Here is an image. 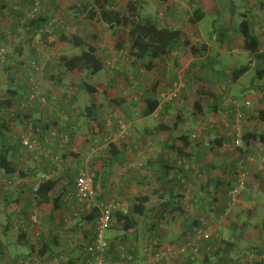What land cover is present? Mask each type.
Here are the masks:
<instances>
[{
    "label": "crops",
    "instance_id": "obj_1",
    "mask_svg": "<svg viewBox=\"0 0 264 264\" xmlns=\"http://www.w3.org/2000/svg\"><path fill=\"white\" fill-rule=\"evenodd\" d=\"M164 1L166 4V6L164 7L166 8L164 11L165 19H163V24L158 23L161 27L181 29L190 34L191 37L193 35L202 36L205 39L204 45H208L210 49L214 48L216 55L218 56H222L225 53H232L234 55L240 56L242 53L246 52L243 48H241V45L244 46L242 35L239 31L235 30L236 26L239 23L237 22L235 26H233L235 11L239 8L237 0H159L156 3L158 4L160 9H163L161 8V4H163ZM243 4L245 7L243 10L244 13L242 14L243 19L249 17L248 14L253 13L255 15V18L259 17L260 19L264 20V0H243ZM113 8L115 9V6ZM196 8H201L204 11L205 16H207L208 14L218 15V19L212 23V26L214 27V29H216V26L219 27L218 29H220V31L222 30V32L227 35L226 37H224V41L219 40V35H221V32H219L218 34L214 33L213 35L209 36L208 40L206 39V37H204L201 31L205 29V27L199 28L201 22L193 23L191 21V18L193 17V11ZM219 21H221L223 24L219 25ZM100 28L106 30L107 32L110 31L109 27L106 25H103ZM121 29L124 30L123 28ZM193 30L197 31V33H194ZM263 32L264 31L262 30L261 32L257 31V33L261 36H259L258 34L257 35L259 37H262ZM232 37L235 40L232 39ZM94 45L97 48L99 57L107 60V58L112 56L113 52L104 47V44L100 42L97 37L95 39ZM195 60L196 59L193 58L191 63ZM158 62L160 66L153 71H156L154 73L158 74V79L160 81H163L164 77H170V75L164 74L165 70L162 69L165 67V65H163L161 60H159ZM191 63L186 68V74L181 73V77H185L188 75V69ZM252 64V68L255 69H257V67L259 66L257 61L253 62ZM232 70L233 69L224 70L226 73H224L223 71V74L220 75L218 70H213L209 67L208 64H206L204 73L205 77H209L213 74V78L211 81L215 83L217 82L215 84V89H205L208 91L212 90L210 91V93L213 92L209 99H204L201 95L199 96V94L196 93L198 89H194V87L189 86L190 89L188 88L183 90L184 92L182 97L179 98L180 100L178 99L171 105V107H169L171 110L168 115L166 114V118H163V116L161 119L150 117L155 120L154 123L165 121L164 123L174 124L175 122H177V129L176 131H173L172 134H170L168 131L158 133L157 129L152 123V120L150 119V122H146V118H143L141 116L138 106L127 105L126 101L128 99V95H121V97L125 99L120 100L117 99L116 96L113 97L111 95V92H113L114 89H112L111 83L103 82L108 85V89L106 90L107 92H104V94H106L107 96H102V90L93 94L94 103L97 106L96 116L98 121L100 119H103L102 114L106 113L109 109L113 113H116V110L113 109V106L107 105V100H110L115 104L121 102L124 105V103H126V108L136 107L133 113L134 119L132 121L130 119L131 125L136 123L139 129H142L145 126L147 129L153 131V133H149L151 134V136L146 137L147 142H149L147 143L148 146L140 152L138 151L137 146L133 144L141 142L140 138L142 135L138 133V136L133 138V141H129L131 143V146L126 152V155L129 159L128 162L124 163L123 166H115L109 173L108 179L106 180L104 186H102V180L97 183L98 189L106 188L105 190H107V192H105V198H121L125 199V201L128 202V199H133L134 197L140 195H147L151 197L149 204H147V208L153 209L158 205L160 198V193H158L157 190H161L165 188V185H169L174 182L172 184L176 187L174 190V194L180 196L178 200L183 205V207L188 210V214H193L198 211L200 212V210L197 208L198 204L196 203V200L200 201L198 199L199 196L197 195V192H199L200 196H202L203 194V197H205L206 195L204 186L206 188L207 184L208 188L209 184V188L211 191H213V193H210L207 199L206 208L202 209L201 213L213 219H218V216L220 217L223 215L222 213L223 208L226 204L228 189H230L232 183H234L235 181V179L233 180L232 166L235 160L238 159V155L241 153V151L234 146L232 140L227 136V131L220 126H217L216 128H208L202 135H199V137L197 138H195L194 136L192 137V135L198 133L195 130L200 129L201 123H206L207 126L218 124L221 117L219 115V102L220 99H225L224 91H222V89H219V86L223 82H225L224 79H229L231 81L230 75ZM74 72L76 73V71H72V73ZM147 72L151 73L149 71ZM215 73H217L219 76ZM244 76H242L241 79L237 82L231 83L233 89L231 90V94L229 96H238L237 93L241 92L243 95H245L244 97L246 99H251L255 103L254 108L256 111L264 109L263 103L258 100V96L253 99V97L249 98V96L247 95V93L250 91V85H243L240 88H234L236 84L240 83ZM109 77L111 80H113L114 78L111 73L109 74ZM134 78H137L135 74L130 78L129 84H131L132 82L131 79ZM166 82L169 84L168 81ZM112 83H114V81H112ZM199 84H202V86L205 85L206 88H209L208 84H204L203 82H199ZM163 87L164 85L161 86V88L159 87V89H157L159 97H162V89H164ZM150 89L146 88L145 90ZM77 90L80 89H75L74 94H77ZM64 91L69 92L70 90L65 89ZM55 93L56 90H54L52 95L55 96ZM125 93L128 94L127 92ZM258 93L262 95V92L258 91ZM213 94L216 95L215 98H213ZM15 99L17 98L15 97ZM53 99V107L56 103L57 105H59V103L62 104L64 102L59 97H54ZM216 101L219 105L217 112L211 110V104H214ZM89 104L85 105L84 108L86 109ZM202 106L204 109V114L200 113V109L202 108ZM17 109L21 110V107L19 106ZM57 109V106L53 108V115L56 114L55 111ZM78 109H80V107H78ZM117 109H119V105H117ZM187 110H190V112H188ZM206 110L208 114L206 113ZM173 112L174 120L172 119ZM178 114L179 116L175 119V115ZM205 116H208V118H206ZM247 116L250 119L252 114L247 111ZM118 117V115H114V119H110L109 116H107L106 118H108L110 123L113 122L114 124ZM36 118L38 119V117ZM250 120L251 121L248 122V124L250 123L248 129L250 131H253L257 127L258 123H256L253 119ZM31 121H33L32 126L34 122H37L39 126L37 129H35L34 127V132L30 134V136L32 137V140L41 141L38 142L42 145H44L46 139L48 138L45 137L50 134L45 133L47 132V130H44V127L45 125H50V122H53V128L58 127L60 128L58 130L61 131H63V128L64 130H66V128L70 127V125L74 126L75 128L79 126L78 119L73 121L71 120L69 124L66 121H64L66 123L64 124L63 120L59 119L46 120L43 118V120L38 119L34 121L32 118ZM102 122L103 121L101 120V125ZM16 124L19 125L18 123ZM262 125L263 124L260 123L258 128H260V126ZM1 126L2 120L0 122V127ZM107 128L109 129L108 126ZM131 128L133 129V127ZM10 129L15 128L12 127ZM50 129L51 126L48 130L50 131ZM134 129L136 130V128ZM6 133L7 131L3 133V136L0 135V144L2 143V139H7ZM182 134L186 135V142L189 143L188 147L190 148L188 151L191 152L190 154L188 153L190 155V158H188L187 163H182L183 166L185 164L187 169H183V166L180 168L179 164H176V161L180 159L181 155L186 156L187 147H185L186 142H183V139H181ZM23 140L24 138H20L21 142H18V145L16 147H14L12 143L10 144L12 148H10L11 153L9 154V156L18 169L17 174H15L14 176H9L4 172V170L0 171V177L3 179V182L1 184L2 187L0 188V196L2 197L0 199V238L3 242V246L0 248V264H87V260L90 255V253L87 252V248H89L94 241L96 224L95 222H85L81 220L77 214H80L82 205L76 200L67 196V194L69 195L68 192H70L71 187H67L68 184L66 175H69V173L75 171V159L72 157L68 158L65 161V164L67 165H62L64 167L61 166L62 168L56 171L57 168L53 155L49 157L41 154L39 150L30 151L28 148L26 149V145L24 144ZM175 142L177 150H174L173 146H171L174 145ZM52 144L53 142L50 143V145ZM57 146L55 148L56 152H62V150L57 148ZM85 147L89 149V144H86ZM243 155L246 158L247 167H249V169L252 171V177L249 181L248 190L245 194L246 196L240 202L241 205H239L242 207L244 206L245 208H249L250 210H253L254 213H257L256 206H258V208H264V203L258 201L254 197L255 194L253 195L252 191L256 189L257 185L262 184L261 187L264 186V145L259 143L258 141L251 142L247 149L243 151ZM94 156L88 154L87 157L86 155L84 157V155L82 154V158L85 164L88 165ZM142 161L144 162V164H147V168L141 169L140 165L142 164ZM96 169L99 171H103L102 161L97 162ZM181 170L183 173H185V175L188 176L190 183L192 184V186H194V191L190 195H186V192L182 191V188L179 185L178 179ZM48 172L52 173V175L53 172H55L56 178L59 179L56 196L62 195L61 192L65 189V186L69 190L65 195L61 196L62 203H60L62 206L60 210L55 211L52 203L41 204L38 213L39 223L35 224L34 227H32L31 230L26 233L25 237L22 236L24 238H21L20 233L17 231V225L30 218L32 213V189L37 184L40 176L43 173ZM91 172L92 174H95L94 171L91 170ZM160 177L165 178L163 180L164 182H162ZM166 193H168L167 189L164 191L161 190V194ZM208 206L210 207V209L205 211ZM199 208L202 207L199 206ZM232 215L228 216V218H223V222L222 220H220L219 224L220 227L223 226V229L225 228V226L228 227L231 232H235L234 236H237L238 234L236 233H239V230L234 228L236 225L233 220L235 221L238 218H235V213H232ZM230 217H232V219L229 221L228 219ZM151 221L152 216L149 217V222ZM180 224L173 225L176 231L180 230ZM261 225L262 226L259 227L257 234V238L259 239L260 243L258 244L254 241L251 243L250 250H243L246 257H250V253L251 251H253L252 249L254 247L260 246L264 248V219H262ZM246 226L247 224L245 225V222H243L242 227H239L237 225V227L240 228L243 233H245L247 230ZM169 230L171 231V227H168V231ZM171 232V237L166 236V240L163 239V243H167L165 244V246L169 245L172 242L173 231ZM108 235L113 236L115 235V232L110 231ZM44 237L48 240L51 239L53 241V249L50 250L48 254L41 256L38 252V249L41 246L39 239L41 240ZM141 237V234H139V240L135 244L138 252L141 253L139 254V256L143 258L145 256H148L151 252L144 254V252L141 251ZM242 238L243 236L240 237L239 242ZM147 243H149V241ZM132 244L133 242H128L129 246H132ZM32 246L34 248H32ZM260 247L258 248V251H260ZM110 253L111 254L109 255L110 257L108 258L107 264H119L118 262L121 261L119 260V258L121 259L122 253L119 247H117L116 245V247ZM247 253L249 255H247ZM123 254L124 251L122 255Z\"/></svg>",
    "mask_w": 264,
    "mask_h": 264
},
{
    "label": "trees",
    "instance_id": "obj_2",
    "mask_svg": "<svg viewBox=\"0 0 264 264\" xmlns=\"http://www.w3.org/2000/svg\"><path fill=\"white\" fill-rule=\"evenodd\" d=\"M22 5L28 4L30 0H19ZM31 3L33 4V1L31 0ZM115 2L113 0H96V2L92 6H83V5H73L72 9L74 10L72 19L75 20H81L86 19L88 21L98 20L102 26L106 25L109 27V30L113 32L114 34H117L121 28H124L128 31L129 40L128 44H119L120 49H129V56L128 58H131L133 61V65L137 69L144 68L145 70L152 72L153 70H156L159 65V60L164 59L165 57H171L172 55H175L176 58L174 59L176 65L178 66L179 63V54L181 47H184L185 52H190L194 57L196 55H204V51H206L207 46L204 45L202 48L199 49L197 45H193V39L190 34L186 33L184 30L181 29H173L170 27H161L157 25L154 21L151 19H148L146 17L141 16V10L144 8L145 0H128L127 3V10L126 12H122L120 10L114 9ZM0 7L4 8V5H2V1L0 0ZM191 21L193 23L201 22L203 18H205V13L201 8H196L193 11ZM255 20V21H254ZM252 22L244 21L240 25V32L243 39V49L254 56L255 61L258 63L257 69V77L259 79H263L264 77V32L262 33V37H259L257 31L264 30V21L262 19L255 18ZM50 23V19L44 15H38L34 19L30 21L29 24L24 25L25 31L30 34L33 32V30L36 31L37 35L40 34V31L45 28L46 25ZM13 27L17 28V23L13 25ZM57 31L54 27V31L52 34H42L43 38L45 39V42L50 47H58L61 45H68L73 46L75 49H78V53L73 54H66L62 55L60 61H57L56 63H50L46 73L50 74L51 72L56 73L57 71H63V72H72V71H79L81 73H84L87 77L96 76L99 74L106 66L107 60L103 59L102 57H99L97 48L94 45L96 35H74L72 37H69L65 35L63 32H59L57 34ZM259 36H258V35ZM227 35L221 31V35H219V40L224 41V37ZM2 26L0 24V39H2ZM20 51V55H23V49H18ZM22 53V54H21ZM32 58L38 59L39 53L38 51L31 49L30 51ZM8 58V55H6ZM10 58V57H9ZM51 62V61H50ZM8 61H6V64L4 65V68L7 67ZM11 65V64H9ZM252 65V63H251ZM19 70L21 73L25 76V89H23V92L20 94L15 89H10L9 93L17 96H11L6 101L1 102L0 104V117H3L6 109L8 107V110H10L16 103L20 104V107L22 110L29 109V112H24L19 109L13 110L11 113V121L7 119H3L0 135H4L3 133L5 131L9 132L11 131L10 128H12L11 123H18L19 125H27V120H31L33 117V114L35 112L34 108L38 106H43L45 109H47L49 106H45L46 104L39 101L40 96L35 95L33 101H30V97L32 94H35L36 90L33 88V85L30 83V74L29 71L26 68V61H19ZM205 69H206V62L199 61L196 59L194 62L191 63L189 69H188V75L184 77L185 82L188 86L194 87V89H198L196 91L199 96H203L204 99H209V97L212 95L213 92L210 93L212 90H205V89H215V82L209 80L207 77H205ZM250 70L249 65L241 66L240 68H235L231 72V83L237 82L241 79L242 76H244L248 71ZM15 73V72H14ZM157 76V73H156ZM53 77V75H52ZM56 79V76L53 77ZM158 78V77H157ZM27 80V81H26ZM59 81H62L61 78L58 79ZM57 81V79H56ZM199 82H203L204 84H208L209 88H206L205 85H200ZM176 83V82H175ZM214 84V85H213ZM162 86V81L159 79L155 80V83L153 87L150 90H145L143 92V95L138 98L136 97L135 101H133V106H138L140 114L143 118H146V122H150L151 120H154L152 118L161 119L166 118V114L168 115L170 112L171 105L174 102H164L162 103V99L159 98V94L157 92V89ZM170 88L174 86V82L171 83V85H168ZM82 89H85L87 93L90 95L95 94L96 92H99L100 90L107 92L108 85L106 83H103L102 81H98L96 84H92L89 82H84L80 85ZM204 89V90H199ZM256 89H263L262 87L258 86ZM185 90V89H184ZM184 92V91H183ZM40 95L45 97V101H51L52 94H44L40 93ZM230 94L227 91H224V96H229ZM216 95L213 94V98H215ZM15 97L18 99L16 100ZM220 98V97H219ZM232 99L239 101L238 96L232 97ZM77 100V95L73 98V102ZM209 101V100H207ZM253 102V101H252ZM135 103H138V105H135ZM223 103V104H222ZM33 104V105H32ZM220 113L219 115H224L226 111L225 107V100L220 99ZM255 103L253 102V105ZM117 105H119V109L122 110L121 116L116 119V122L114 123L113 129L111 131H107V124L109 122L108 119H106L108 122L106 123V126L103 127V125L100 124V122L97 121L96 116V109L97 106L94 102L89 104V106L85 109L87 111L86 118L88 119V126L89 130L88 132L84 133L82 131V128L86 126L87 120L84 121L83 124H81V129L79 127L71 126L66 128L65 132L66 135L69 137L70 141L67 143L66 147V153L63 154V160L64 162L72 157L77 162V168L74 171V175L70 174L66 175L67 177V187H71V190L69 195L70 198L76 200L78 203H80L77 192H76V178L81 172L88 173L90 172L91 175H94V184L96 189V196L94 199V202L100 205L103 202H108L111 200L109 197L105 198V195L107 190L105 189H98V182L102 180L103 185L106 183V180L108 179L109 173L115 166H123L124 163L128 162V156L126 155L127 150L130 148L131 141L133 139V130L136 128V133H141V142H138L137 144H133L137 146L138 151L144 150L148 145L146 137L151 136L149 133H153L150 129H147L145 126L142 129L138 128V125L134 123L131 125V121L134 119L133 114H130L128 110L130 108H123V104L119 102ZM236 106L231 105V109H234ZM219 105L216 101L214 104H211V110L216 111L218 110ZM134 109V108H133ZM135 110V109H134ZM243 110V109H242ZM200 113L204 114L203 106L200 109ZM129 114V115H128ZM123 115V116H122ZM82 116V115H81ZM179 116L175 115V119ZM152 117V118H150ZM13 118V119H12ZM79 118V117H78ZM77 119V117H76ZM114 119V118H113ZM131 119V121H130ZM250 119L255 120L256 123H258L257 127L250 131L248 129V126L246 124L245 134L243 137V140L245 143L250 144L251 142L258 141L259 143L264 145V132L261 133L259 131L258 126L260 123L264 125V109L259 110L256 115L251 116ZM174 120V119H173ZM155 121V120H154ZM165 122V121H164ZM162 122H156V124H153L154 127L157 129L158 133H162L165 131H168L170 134L173 133V131H176L177 129V122L174 124L170 123H164ZM24 123V124H23ZM53 123V122H52ZM39 124L37 122L33 123V128L37 129ZM50 125H45V129L47 132L49 131ZM127 127V130L124 131V129ZM133 127V129L131 128ZM73 128V129H72ZM79 128V129H78ZM156 131V130H155ZM119 132H123L120 134ZM117 136V139L115 136ZM186 135L182 134L181 139H183V142L187 140L185 137ZM177 141V140H176ZM234 144V141H232ZM66 144V143H65ZM86 144H89V150L91 151L90 155L94 156L91 160V162L88 164H85L84 160L82 159V153L83 150L86 148ZM189 143H185V147H187L186 156L181 155L180 159L177 160L176 164H179L180 168L183 166L182 163L186 162L188 158H190V153L188 150L190 149L188 147ZM14 146V145H13ZM173 146L174 150H177L176 142ZM15 147V146H14ZM10 143H8L6 140L2 139V143L0 144V171L4 170V172L9 176H14L17 174L18 169L16 168L14 162L10 159L9 154L11 153ZM68 148V150H67ZM132 149V148H131ZM182 150V149H178ZM238 150L241 151L239 156H243V149L238 148ZM189 153V154H188ZM102 161L103 171H99L96 169L97 162ZM238 160H235L233 166H232V174H233V168H235L236 162ZM63 162V161H62ZM181 162V163H178ZM140 165L141 169L147 168V164H144V162H141ZM64 164V163H63ZM56 165V171L59 170L57 164ZM95 172V174H92L91 170ZM183 169H187L185 164L183 166ZM49 173V172H48ZM52 174V173H50ZM55 174V172H53ZM162 177V176H161ZM160 177V178H161ZM165 178H161L162 182H164ZM234 180V179H233ZM236 180V179H235ZM8 181V180H6ZM173 182V180H172ZM179 185L182 188L181 190L186 192V195H190L192 192H189V190H192L194 186L190 183L188 176L185 175V173L182 172V170L179 173V179H178ZM174 183V182H173ZM172 183V184H173ZM172 184L165 185L162 191L168 190V193L161 194V190H157L158 193H160V198L158 205L155 206L153 209H148L147 204H149L151 197L147 195H140L137 197H134L133 199H128V212L124 213L122 211H119L114 216V221L112 222L111 228L107 231L106 237L109 240V248L107 249L106 259H108L110 256V252L113 251V249L116 247H119L120 251H124V254L121 253V260L122 262H128V264H143L141 261H145V257H140L138 252V249L136 248V242L139 240V234L141 236H148L149 237V243L148 247L144 252L149 253L151 252L153 255L157 253L158 251H161L164 249L165 244L163 243V239L166 240L167 237H171L170 231H168V227L170 225H176L180 224L181 228L180 230L173 234V239L170 244L172 245H178L183 246L192 240L197 236L199 231H203L204 229L208 228L211 224V219L208 216H205L201 213L202 209L206 208L207 205V199L210 195V193L213 191L210 190L209 184L207 188L204 186L205 191V197L199 195V192H197V195L199 196L198 200H196V203L198 204L197 208L200 210V212H195L193 214H188V210H186L183 205L180 203L178 198L180 196L174 194L175 186ZM233 184V183H232ZM59 185V179L56 178V175L53 177L44 180L42 183L39 184V189L37 191L38 196V207H40L43 203H52L54 210H60L61 209V196L65 195L69 189L65 186V189L61 192L62 195L56 196V190ZM106 187V186H105ZM203 187V186H202ZM232 187V185H231ZM230 187V189H231ZM104 188V187H103ZM228 189V191L230 190ZM246 193H244L241 198L246 196ZM32 198V195H31ZM248 198V197H246ZM118 201L125 202V199H118ZM61 202V203H60ZM32 203V201H31ZM82 205V210H80V214L77 215L80 217L81 220L85 222H97L100 216V211L98 207H94L92 211H89L85 209V206ZM200 204V205H199ZM201 206L202 208H199ZM238 206V205H237ZM236 206V207H237ZM227 205L225 204L223 208V215L218 216L219 220L223 219V216L225 215ZM197 209V210H198ZM213 211V210H212ZM254 211L249 210L248 215H253ZM152 216V221L149 222V217ZM78 217V218H79ZM214 222V221H213ZM220 222V221H219ZM21 224H24V227L21 226ZM247 222H245V225ZM34 223L31 218H29L26 221H23L20 223V227L17 229V231L20 233L21 238H24L26 236V233H28L32 227H34ZM167 227V230H166ZM161 230L163 233H159ZM222 226L220 227V224L217 226V233L210 235L208 239H203V245L201 246V252L200 254L195 258V260L192 259L191 256H183L180 258L181 264H194L196 261L203 260L205 264H232V254L234 250L236 249L235 243L233 240L226 239L224 236L225 234H222L221 232ZM110 231L115 232V235L110 236L108 233ZM159 231V232H158ZM169 232V233H168ZM169 234V235H168ZM233 234V233H232ZM24 236V237H22ZM235 237V236H234ZM233 237V238H234ZM240 236H236L235 240L239 242ZM96 238V231L94 235V241L90 245H94ZM118 239V240H116ZM41 246L38 249V252L41 256H44L45 254H48L50 250L53 249V241L51 239H46L45 237L41 240L39 239ZM133 242L132 246L128 245V242ZM119 242V243H118ZM169 243V242H168ZM3 246L2 239L0 238V248ZM260 247V246H259ZM259 247H254L250 253V256H254L257 258L254 262L247 261V264H262V262L259 260L258 255L260 254V251L263 250V247H260V251H258ZM32 248H34L32 246ZM121 248H124L121 249ZM250 250V249H248ZM38 254V253H37ZM245 254V253H244ZM38 255V256H40ZM247 255H249L247 253ZM129 256H132L130 259ZM142 256V255H141ZM91 258V256L89 255ZM88 257V258H89ZM211 257H216L218 259V262L213 263L211 261ZM132 260V261H131ZM135 260H139L140 262H134ZM176 261L175 259H172ZM119 261V262H121ZM164 264V263H161ZM167 264V262L165 263ZM176 264V263H173Z\"/></svg>",
    "mask_w": 264,
    "mask_h": 264
},
{
    "label": "rangeland",
    "instance_id": "obj_3",
    "mask_svg": "<svg viewBox=\"0 0 264 264\" xmlns=\"http://www.w3.org/2000/svg\"><path fill=\"white\" fill-rule=\"evenodd\" d=\"M2 5H4V8L0 7V24L2 26V39H0V51L4 50L6 52V55H8V66L4 68L5 63H1L0 61V104L3 101H6L8 98L11 96H17L9 93L10 89H15L18 91L20 94L23 92V89H25V76L21 73L19 70V61H28V60H33L32 55L30 53L31 49H34L38 51L39 53V58L36 60L45 62L46 61V66H45V71H44V77H43V83H42V90L41 93H46V94H53L54 90H56L55 96L52 95L51 101H47V104L45 106H49L47 109L43 106H38L35 107L34 114H33V120L36 121L38 119H59L63 120V123L66 124L64 121H66L68 124L71 122V120H76V117L78 119V127L81 129V124L84 123V121L87 120L86 126L82 128V131L84 133L88 132L89 126H88V119L86 118V113L84 106L88 105L89 102L90 104L94 102V96L90 95L85 91V89H82L80 85L82 83L89 82L92 84H96L98 81L102 82H109L111 83L112 89H114L113 92H111V95L114 97L116 96L117 99H125L122 98L121 95H128L127 99V105H132L133 101H135L136 97L140 98L143 95V92L146 88H152L155 80L158 79L156 76V71H152L151 73H148L144 68L142 69H137L135 66L132 64L133 60L131 58H128L129 56V49H120L119 44H128L129 40V35L128 31L126 29L122 30L120 29L117 34H113V32L109 31L107 32L106 30H103L100 28L102 24L98 20H93V21H88L84 19H79L78 21L75 19H72L71 17L73 16L74 10L72 9L73 5H83V6H92L96 0H37L38 1V6H35L34 4L31 3V0L28 4L22 5L19 0H1ZM33 1V0H32ZM35 1V0H34ZM115 2L114 6L115 9L120 10L122 12H126L127 10V3L128 0H113ZM159 0H145V5L144 8L141 10V16L144 18L151 19L152 21L156 22L157 24H163V19H165V9L166 6L165 1L163 4H161L160 9L158 4L156 3ZM237 4L239 5V8L236 9L235 15H234V20H233V26L238 22L239 24L236 26L237 31L240 32V24L247 20L249 22H252L253 19L255 18V15L253 13L248 14L249 17L243 19V13H244V4L243 0H237ZM37 7V11H34V8ZM162 12V13H161ZM33 19V16L37 17L38 15H44L50 19V22L52 27H55L57 31V34L59 32L65 33V35L72 37L74 35H96V37L99 39L100 42L104 44V47H106L109 51H112V56L107 58V64L105 68L96 76H91L90 78L87 77L84 73H81L79 71H76V73L72 72H63V71H57L56 73L51 72L50 74H47V68L50 63H56L57 61H60L62 55L66 54H73V53H78V49H75L73 46H68V45H61L58 47H50L47 45L45 42V37L43 38L42 35H37L36 31L33 30L30 34H28L25 29L24 25L29 24L31 21V18ZM218 19L217 14H208L201 20L200 27H205L201 32L206 37L208 40L209 36L213 35L214 33H219L221 32L219 27H214L212 26V23L215 22ZM259 19V17L257 18ZM264 21V20H263ZM17 23V28L13 27V25ZM160 24H158L160 26ZM223 23L219 21V25H222ZM194 33H197V31L193 30ZM264 31V30H262ZM241 33V32H240ZM231 37V36H230ZM193 45H197L199 49H203L202 47L204 46V41L205 39L202 36L199 35H193ZM232 39H234L232 37ZM235 40V39H234ZM206 51H204V55H196L195 57L190 53V52H185L184 47L180 49V58H179V63L178 66L176 65L174 59L176 58L175 55H172L171 57H165L164 59H161V62L165 67L162 70L164 71V74L167 75L169 74L170 77H164L162 81V86L164 85V89L162 92V97H159L162 99V102L166 101L165 96L170 97L171 94L169 93L170 87L168 85H171L172 82H176L174 88L177 89H182L181 92L179 93V96L172 100V102L177 101L180 97L183 95V90L184 89H190L189 86H187L184 76L181 77V73H185L186 68L189 66L191 63L192 59H198L199 61H204L206 64L209 65L211 69H216L218 70L219 74L222 75L224 70H230V69H235V68H240L241 66L244 65H249L250 70L248 73L242 78L240 83L236 84L234 88H240L243 85H250V91L247 93L249 98L255 99L257 96L259 97V101L263 103L264 106V77L263 79H259L257 77V71H255V68H252L251 63L255 62V58L253 55H251L248 52L242 53L240 56L239 55H234L232 53H225L222 56L216 55L215 49L214 48H209L208 45ZM105 48V49H106ZM241 48L243 46L241 45ZM18 49H23L24 53L23 55H20V51ZM21 53V54H22ZM10 57V58H9ZM51 61V62H50ZM11 64V65H9ZM15 72V73H14ZM113 75V80L110 79L109 74ZM224 73H226L224 71ZM136 75L137 78L131 79L132 82H130V78L133 75ZM186 74V73H185ZM218 75L217 73H215ZM56 76V79L53 77ZM158 75V74H157ZM219 76V75H218ZM61 78L62 81H59L58 79ZM209 80H212L213 74L207 77ZM27 81V80H26ZM114 81V83H112ZM168 81L169 84L166 82ZM225 82H223L218 88L222 89V91H227L229 94H231V90L233 89L231 85V81L229 79H224ZM258 86L262 87L263 89H256ZM161 88V87H160ZM65 89H69L70 91H64ZM75 89H80L77 90V94H74ZM143 89V90H142ZM258 91L262 92V95L258 93ZM127 92L128 94H126ZM102 96L106 97L107 95L104 94V91L101 92ZM169 93V94H168ZM109 94V93H108ZM77 95V101L73 102L74 96ZM239 103L240 105H245L247 100L251 99H246L241 92L237 93ZM54 97H59L61 100L64 102L59 105L54 104V107L57 106V110L55 111V115H53V98ZM18 100V99H16ZM180 100V99H179ZM225 100V99H224ZM71 101V102H70ZM252 101V100H251ZM107 105L113 106L115 112L113 113L110 109L107 110L106 113H103V119L101 120L102 125L106 126V123L108 122L106 119L107 116L109 118H114V115H121L123 112L120 109H117V104L113 103L110 100H107ZM126 103H124L123 108L127 107ZM135 105H138V103H135ZM20 106L19 103H16L10 110H8V107L4 109L3 111L4 115L3 117H0V122L3 119H7L11 121V113L13 110L17 109ZM80 107V109H78ZM13 109V110H12ZM72 109V110H71ZM136 109V107L134 108ZM133 108H130L128 110L130 114L134 113ZM24 112H29V109L22 110ZM47 111V112H46ZM190 112V110H187ZM216 112V111H215ZM258 111L254 110V115H256ZM1 113V112H0ZM206 113L208 114L207 110ZM37 114V115H36ZM114 114V115H113ZM82 115V116H81ZM129 115V114H128ZM174 112L172 113V119L174 118ZM38 117V119L36 118ZM79 117V118H78ZM208 118V116H205ZM31 118V119H32ZM105 118V119H104ZM13 119V118H12ZM98 121V120H97ZM98 121V122H99ZM246 123L250 122L251 120H245ZM27 125H17L16 123H11V126L14 127L15 129H11V131L6 133V141H9L8 143H12L15 147L18 145V142L20 143V138H26L24 140H32V137L30 134L34 132V128L32 127V122L31 120H27ZM160 122V121H159ZM152 123H154V120H152ZM24 124V123H23ZM247 125H250L247 124ZM51 126V135L46 136L45 138L49 137L48 139H51V136L54 134H57L56 140H53V144H49V148L51 151L50 156L53 155L54 161L57 158L63 159V154H65V146L67 145V142H63V137L67 136L66 132L63 128V131L58 130L60 128H53L52 123L50 122ZM108 126V124H107ZM78 128V129H79ZM112 129H108L107 131H111ZM127 130V127L124 129V131ZM207 130V124L206 123H201L200 129L195 130L198 133H195L192 135L199 136L202 135L205 131ZM259 130L261 133L264 132V125L260 126ZM86 131V132H85ZM1 133V132H0ZM123 133V132H122ZM29 135V136H28ZM34 135V134H33ZM141 135V133H140ZM27 136V137H26ZM117 136L115 138L117 139ZM133 138L138 136V133L133 130ZM23 140V141H24ZM39 141V140H37ZM70 141V139H69ZM68 141V143H69ZM133 141V139H132ZM41 142V141H39ZM51 143V142H50ZM66 143V144H65ZM45 145V143H44ZM58 145V146H57ZM56 146L57 148L61 149L62 152H56ZM28 147L26 146V149ZM90 148V147H89ZM88 148H85L83 150V155L85 157L90 155L91 151ZM42 154V153H41ZM44 155V154H43ZM49 156V157H50ZM239 156V155H238ZM264 157V156H263ZM83 159V158H82ZM75 161V160H74ZM35 162V161H34ZM64 166L67 165L63 164ZM62 166V167H64ZM89 166V165H88ZM61 167V168H62ZM74 167L77 168V162H75ZM249 169V167H247ZM70 174L74 175V171ZM3 182V179L0 177V183ZM262 184L257 185L256 189L252 191L254 197L264 203V186L261 187ZM192 189V188H191ZM248 190V189H247ZM185 191V190H184ZM189 192H193V190H189ZM245 197V196H244ZM243 197V198H244ZM2 197L0 196V199ZM243 199H241L242 201ZM241 205V204H240ZM238 206L234 208V213H235V227L236 229L239 230V233L237 236L243 238L241 241L238 243L237 240H235V232H231L228 227L225 226L223 229L222 226V234H225V238L228 240H233L235 243L236 249L234 250L232 254V259L233 261L232 264H247V261L249 262H254L257 260L256 257H246L243 250L245 249H250L251 243L252 242H257L258 244L260 243L259 239L257 238L258 230L259 227L262 226V219H264V208H258L256 206L257 213H254L253 215H248L247 211H249V208H245L244 206ZM254 207V206H253ZM210 209L208 206L205 211ZM233 216V215H232ZM223 218H228V216H224ZM211 219L212 224L219 225L218 219ZM232 217H230L228 220L230 221ZM214 221V222H213ZM223 222V220H222ZM228 222V221H227ZM243 222H247V230L245 233L242 232L239 227L243 226ZM226 225V224H224ZM171 231H173V234L177 233L174 228V226L170 225ZM215 228V227H214ZM262 228V227H261ZM225 230V231H224ZM170 231V230H169ZM170 231V233H172ZM175 232V233H174ZM233 233V234H232ZM178 234V233H177ZM234 237V238H233ZM149 240L148 236H142L140 240V246H142L141 251H145L148 247L147 242ZM167 244V243H165ZM145 246V247H144ZM144 247V248H143ZM261 250V249H260ZM146 254V253H145ZM211 261L213 263L218 262V259L216 257H211ZM170 264H173L172 262ZM194 264H205L204 261L201 259L199 261H196Z\"/></svg>",
    "mask_w": 264,
    "mask_h": 264
},
{
    "label": "built area",
    "instance_id": "obj_4",
    "mask_svg": "<svg viewBox=\"0 0 264 264\" xmlns=\"http://www.w3.org/2000/svg\"><path fill=\"white\" fill-rule=\"evenodd\" d=\"M35 2V6H38V1L33 0V4ZM34 11H37V7L34 8ZM31 18V16L29 15ZM36 17V16H35ZM33 16V19L35 18ZM32 20V18H31ZM51 22L45 26L43 30L40 31L39 35L42 34H52L54 31V27L50 25ZM8 60L6 56V52L4 50L0 51V61L1 63H5ZM46 61L42 62L39 60H28L26 62V68L30 74V83L35 88V94H32L30 97V101H33L35 95L40 96L39 101L47 104L45 101V97L40 95L42 90V83L44 77ZM176 84V83H175ZM174 84V86H175ZM174 86L170 89L169 93L170 97L165 96L164 102H170L179 96V93L182 89L174 88ZM168 93V94H169ZM225 98V107L227 108L224 115H221L218 124H212L207 126L208 128H216L217 126L222 127L227 132V136L234 141V146L236 148L246 149V143L243 140L246 123L245 120H248L247 111L254 116L253 112L255 110L253 102L251 100H247L245 105H240L239 101L232 99L230 96H224ZM33 105V104H32ZM231 105H235L234 109H231ZM243 109V110H242ZM113 122H108V127L113 128ZM122 134V132H119ZM50 137V136H49ZM48 137V138H49ZM195 138L199 137L194 135ZM46 139L45 145L40 144L37 140H24V144L28 147L30 151L39 150L45 156H50L51 151L49 148L50 142L56 140L57 134L51 136V139ZM26 139V138H24ZM69 141V137H63V142ZM238 161L236 162L235 168H233V179H236L232 184L231 189L227 193L226 200V210L224 216L232 215L234 208L241 202V196L245 193L247 189L248 180L250 177L249 171H247L246 158L245 156H239ZM63 161V162H62ZM58 168L60 169L64 163L63 159L57 158L55 160ZM55 174L43 173L38 179L37 184L32 189V198H31V207L32 213L30 218L32 219L34 224L39 223V207H38V196L37 191L39 189V184L44 180H47L53 177ZM2 183H0V188ZM76 192L80 203L85 206V209L92 211L94 207H98L100 211L99 219L96 222V238L94 245L87 248V252L90 253L91 258L89 257L87 260V264H107L108 259H106L107 249L109 248V240L106 237L107 231L111 228L112 222L114 221V216L117 212L122 211L124 213L128 212V202L118 201V198L111 199L108 202H103L100 205L94 202L96 196V189L94 184V175H91L90 172L85 173L81 172L76 178ZM223 216V217H224ZM20 223L17 225V229L20 227ZM24 227V224H21ZM217 223L210 224V226L203 231H199L197 236L191 242L183 245H166L164 249L158 251L153 255L149 253L145 261H141L143 264H161V263H180V258L183 256H191L193 260L200 254L201 246L203 245V239H208L210 235L217 233ZM215 227V228H214ZM159 233H163L160 231ZM264 239V235H263ZM124 250V249H123ZM181 256V257H180ZM131 259L132 256H129ZM259 260L264 264V248L260 251L258 255ZM175 259L176 261L172 260ZM132 261V260H131ZM134 262H140L139 260H135ZM119 264H128V262H118Z\"/></svg>",
    "mask_w": 264,
    "mask_h": 264
},
{
    "label": "clouds",
    "instance_id": "obj_5",
    "mask_svg": "<svg viewBox=\"0 0 264 264\" xmlns=\"http://www.w3.org/2000/svg\"><path fill=\"white\" fill-rule=\"evenodd\" d=\"M246 145V149H247V147L249 146V144H245ZM238 149V148H237ZM243 149V148H242ZM243 151H245V149H243ZM247 171H249V173H250V177H249V180H248V184H247V189H248V185H249V181H250V178L252 177V171L250 170V169H247ZM264 181V180H263ZM247 189H246V191H245V193L247 192ZM240 204V203H239ZM238 204V205H239ZM234 213V212H233Z\"/></svg>",
    "mask_w": 264,
    "mask_h": 264
}]
</instances>
